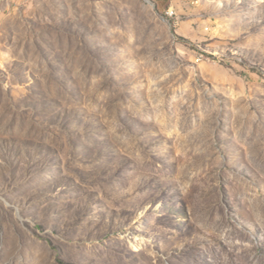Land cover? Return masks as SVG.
Here are the masks:
<instances>
[{"label":"rangeland","instance_id":"obj_1","mask_svg":"<svg viewBox=\"0 0 264 264\" xmlns=\"http://www.w3.org/2000/svg\"><path fill=\"white\" fill-rule=\"evenodd\" d=\"M0 0V264H264V0Z\"/></svg>","mask_w":264,"mask_h":264},{"label":"crops","instance_id":"obj_2","mask_svg":"<svg viewBox=\"0 0 264 264\" xmlns=\"http://www.w3.org/2000/svg\"><path fill=\"white\" fill-rule=\"evenodd\" d=\"M158 5L162 8H166L167 6H169V0H156Z\"/></svg>","mask_w":264,"mask_h":264}]
</instances>
